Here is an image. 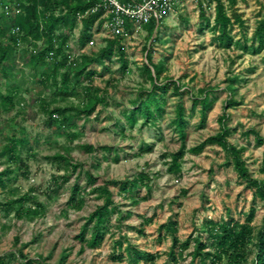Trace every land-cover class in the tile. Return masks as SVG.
<instances>
[{"label":"rangeland","instance_id":"obj_1","mask_svg":"<svg viewBox=\"0 0 264 264\" xmlns=\"http://www.w3.org/2000/svg\"><path fill=\"white\" fill-rule=\"evenodd\" d=\"M228 14L241 16L245 23L244 28L235 25L233 30L239 45L228 48L221 44L213 20L210 27L206 26L200 4L190 2L170 14L160 28L151 31V26L144 25L122 41L126 69L116 54L104 63H90L88 70L95 72L90 80L77 78L76 71L84 64L85 56L95 59L111 39L104 28L96 26L92 38L81 47L78 39L83 26L79 23L65 50V55L73 59L56 77L60 86L63 74L71 75V97L60 96L54 81L44 84L41 74L27 66L30 53L42 49L43 41L38 48L26 43L17 46L15 66L8 67L15 72L14 79L0 77L2 95H7L9 85L18 87L14 107L0 108V171H14L7 189H0V202L26 198L24 212L34 213L19 219L18 205L9 214L0 209V254L14 255L10 264H22L20 253L35 260L40 257L47 264H128L114 260L119 254L115 244L122 240L126 247L125 238L139 250L157 255L152 264H174L168 255L172 241L166 232L159 231L170 218L179 223L177 236L182 242L194 235L205 219L219 222L230 214L235 220L245 221L253 205L254 190L239 180L233 165H228L225 152L210 146L200 155L189 153L217 134L221 129L219 119L228 114V126L236 129L230 143L245 148L243 158L252 176L264 180V146L259 147L255 136L247 135L255 130L264 139V50L255 54L252 49L253 45L257 47L253 37L264 16V0H236L234 5L230 2ZM209 15L212 17L207 12ZM3 16L0 5V35L5 33L2 40L8 44L11 22ZM149 53L152 63L162 68L158 83L166 87L165 113L156 127L144 125L141 117L132 126L128 116L136 109L139 95L152 90L155 83L151 76L156 75L147 59ZM174 84L180 85L183 96L173 93ZM203 91L209 92L214 106L201 127L200 107L195 112L191 107L193 97L203 98ZM95 97L105 102L98 104L89 118L75 111L66 114L72 120L70 125L59 127L52 123L50 112L55 108L85 109ZM181 101L189 121L187 154L181 162V172L175 173L170 170V155L179 151L182 142L172 122ZM231 101L236 106L226 110ZM14 136L24 140L19 146L24 164L12 165L4 152ZM87 145L96 150L86 151ZM147 146L152 150L142 151ZM104 147L111 151H103ZM57 156L64 159H56ZM67 162L79 168L68 183H63V177L72 173ZM86 173L97 179L96 186L131 182L143 173L152 187L150 195L145 188L139 190L135 196L149 198L134 205L120 187L110 185L119 213L103 246L94 250L84 248L77 239L87 218L103 204L97 194L90 193L93 187L88 186ZM76 182L86 194L81 210L68 206ZM256 206L254 225L259 227L264 205L258 200ZM145 219L153 222L144 225ZM177 256L180 261L176 264H193L190 256Z\"/></svg>","mask_w":264,"mask_h":264},{"label":"trees","instance_id":"obj_2","mask_svg":"<svg viewBox=\"0 0 264 264\" xmlns=\"http://www.w3.org/2000/svg\"><path fill=\"white\" fill-rule=\"evenodd\" d=\"M22 4L23 14L17 16L14 19L6 17L11 22L9 43L6 44L2 39L5 37V33L0 35V77L6 80H13L15 72L9 70L8 67L15 66V57L17 53L18 39L16 36L11 35V31L14 27L20 28L22 33V43L29 44L34 48H38L39 42H44V47L36 51V53H30V58L27 66L36 71L37 74H41L44 84L54 81L57 85L56 93L60 96L71 97V75L69 73L63 74L62 84L58 86L56 83V77L61 70L66 67L68 61L65 50L66 46L71 40V36L79 25L78 14H85L93 7V3H88L84 0H18ZM127 2L128 0H122ZM7 2L6 0H0V5ZM216 17L213 27L219 33L220 43L228 48L233 45H239L240 42L235 40L233 36V30L235 25L240 28H244L245 23L241 16L235 14L234 17L229 16L224 3L221 0H216ZM234 5L236 0H230ZM103 12L95 14L88 13L82 19L83 29L79 36V45L84 47L85 44L93 36V28L95 24L100 20ZM201 17L204 19L206 26H211V20L208 18L203 10H201ZM151 31H154L155 24H150ZM101 27V25H100ZM254 41L257 47L252 46L253 52L259 54L264 50V16L259 22L255 32ZM244 49H247L246 47ZM54 56H51V54ZM116 54L119 55L123 61V68H127V60L125 54V48L122 46V39L108 40L107 46L100 52V55L95 59L84 57V64L76 71L77 78H83L90 80L95 76V72L88 70L90 63L100 62L104 63L107 60H112ZM147 59L150 67L156 76H151L155 82L152 90L145 91L139 95V100L136 103V109L128 116V120L132 126L137 125L139 118H144V125L157 126V120L162 118L165 113L166 101V87L158 83L159 76L161 75L162 68L155 66L152 63V57L150 53L147 55ZM52 62V63H51ZM52 64L51 71L47 70L49 64ZM151 73V71L148 69ZM152 75V74H151ZM1 88V84H0ZM173 93L175 95L183 96L181 93V87L178 84H174ZM203 98H194L191 107L192 112H195L200 107L201 127L206 124L208 114L214 106V101L210 99L209 92H202ZM18 95V87L9 85L7 89V95L0 93V108H12L14 107L16 97ZM105 99L95 97L94 102L91 101L87 108L75 110V109H62L55 108L50 112V117L54 125L64 127L70 125L71 118L66 117L68 112H77L79 115H84L89 118L97 109V105L104 103ZM234 102H228L226 104V110L235 107ZM47 111V109H45ZM57 116L58 119L54 117ZM229 115L224 114L220 119V131L207 138L204 142L198 146L189 150V153L193 155H200L205 152L207 147L218 146L221 148L228 160V165H233L235 172L238 175L239 180L246 185L247 188L253 189V205L246 215L245 221L242 223L235 220L230 214L228 219L221 220L219 222L213 219H205L200 228L196 229L194 235L190 236L187 240L182 242L178 234L179 223L170 218L168 222L159 227L160 233L166 232L167 236L171 239L172 245L169 251V257L174 264L179 263L180 254L182 259H185L186 255L190 256L191 263L195 264H264V218L261 225L255 227L254 222L257 216L256 203L260 200L264 205V180L256 179L252 176L243 154L245 148H239L230 143V137L236 132V129L228 126ZM173 125L180 137L182 145L178 152L171 154L170 170L175 173L181 172V162L184 160L187 154L186 139L189 129V121L186 115V109L183 102H179L176 106V115L173 120ZM247 135H253L256 138V143L259 147L264 146V139H262L259 133L255 130H250ZM24 143V140H18L15 136L9 139V143L5 146L4 152L12 165L16 163L24 164L19 151V146ZM85 150L88 152H94L96 148L92 145L85 146ZM103 151H111V148L104 147ZM152 148L147 146L142 148V151H151ZM56 159H64L62 156H57ZM262 172L264 173V160L262 163ZM67 166L72 169V173L63 177V183H68L73 173L77 172L78 166L72 165L67 162ZM14 175V171L11 168H7L0 171V189L6 190L8 187L9 179ZM88 180V186H92L90 193L97 194L99 200H103V204L98 206L94 212L87 218L85 225L81 228V231L77 237L78 241L85 246L84 248L98 249L103 246L106 236L109 234L110 226L112 225L114 217L119 213L118 207L114 203L112 192L110 191V185L118 186L121 192L126 194L134 203L138 205L143 201H147L152 193V187L149 186V177L146 174H140L137 179L133 181L123 183H110L105 185H97V179H95L90 173H86ZM131 186V187H130ZM142 188L147 189L148 195L142 198L135 196ZM85 191V190H84ZM78 182H76L71 188V195L68 201V206L81 210L84 206V198L86 195ZM26 198L19 200H13L7 203L0 202V209L6 213H11L18 205L19 209L16 215L19 219L26 218L34 213L29 210L25 213L23 204ZM40 208V204H37ZM152 219H145L144 225L152 223ZM140 234H143L139 228H133ZM206 235V238L203 237ZM163 239L162 235L159 238ZM125 243L122 240L116 242V246L119 248V254L114 257L115 261L124 262L128 264H140L155 263L158 256L155 254L147 253L139 250L136 246L132 245L127 238ZM19 242V238L16 240ZM12 256H2L0 254V264H10ZM15 259V258H14ZM18 259H22V264H47L40 257L37 260L31 259L23 254H19Z\"/></svg>","mask_w":264,"mask_h":264},{"label":"built area","instance_id":"obj_3","mask_svg":"<svg viewBox=\"0 0 264 264\" xmlns=\"http://www.w3.org/2000/svg\"><path fill=\"white\" fill-rule=\"evenodd\" d=\"M88 3H93V7L85 14L79 13L78 20L82 24V19L88 13L103 12L100 20L95 24L104 28L109 39L126 40L135 32H138L142 26L155 24L156 28H160L162 23L170 14H175L182 10L188 3L194 2L200 4L201 10L210 12V20H215L216 17V0H84ZM228 12L230 0H221ZM3 13L6 17L14 19L23 14L21 2H5L2 5ZM93 28V29H94ZM18 39V46L23 43L21 41L22 33L20 28L14 27L11 31ZM71 42V41H70ZM66 49L70 47V43ZM94 44V42H93ZM51 56H54L52 53ZM70 63L73 57L66 55Z\"/></svg>","mask_w":264,"mask_h":264}]
</instances>
